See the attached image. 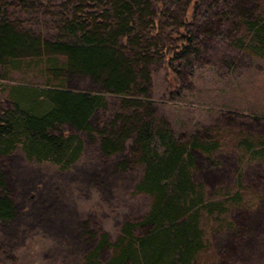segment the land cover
<instances>
[{
  "label": "trees",
  "instance_id": "obj_1",
  "mask_svg": "<svg viewBox=\"0 0 264 264\" xmlns=\"http://www.w3.org/2000/svg\"><path fill=\"white\" fill-rule=\"evenodd\" d=\"M180 1L65 0L53 37L24 29L8 16L9 3H0V65L17 69L28 57L37 58L43 76L54 82L41 89L9 87L6 100L11 108L0 109V158L21 150L29 160L65 170L84 150L81 135L99 134L106 156L131 145V161H122L119 170L141 169L132 193L150 198L147 213L122 222L114 239L102 233L82 264H197L206 249L203 214L221 218L227 207L243 200L239 190L214 191L217 177H211V168L220 151L218 140L197 133L185 138L149 107L150 86L144 84L151 82L147 65L155 58L152 54L167 68L174 92V63L189 67L191 58L200 55L193 47L199 39L188 26L207 0H185L181 21L173 19L177 28L162 34L175 11L171 6ZM214 2L228 12L226 20L237 21L232 28H242L243 33L230 40L231 47L264 62L263 0ZM225 35L220 31L212 37ZM64 71L90 77L102 92L66 88ZM108 93L115 98L109 99ZM100 115L112 117L107 131L98 129ZM239 148L247 160L264 166V138L244 137ZM20 213L0 164V251L18 237L15 221Z\"/></svg>",
  "mask_w": 264,
  "mask_h": 264
},
{
  "label": "rangeland",
  "instance_id": "obj_2",
  "mask_svg": "<svg viewBox=\"0 0 264 264\" xmlns=\"http://www.w3.org/2000/svg\"><path fill=\"white\" fill-rule=\"evenodd\" d=\"M213 2L207 0L206 5L198 7L188 26L199 39L193 47L199 49L200 55L191 58L189 67L174 63L179 70L178 92L170 86L167 68L153 54L155 58L149 56L147 65L151 82L144 87L150 86L151 110L166 120L175 133L185 138L197 133L221 143L211 168V177H217L214 191L242 192L240 205L227 207L221 218L203 214L206 249L197 264H264V166L247 160L239 148L244 137L264 138V62L231 47L230 40L242 34V28L235 30L237 21L226 20L228 12ZM0 3L11 4H7L8 16L24 29L52 37L56 35L55 19L66 9L65 0ZM184 5L185 0L171 6L175 11H171L172 19L166 20L169 28L163 35L177 28L173 19L181 21ZM262 5L264 8V0ZM220 31L225 38L212 37ZM206 33L211 37L205 38ZM38 61L28 57L17 69L0 65V109L11 108L6 100L11 86L41 89L54 85L43 76V66ZM62 75L67 80L66 88L102 92L84 74L64 71ZM106 95L115 98L111 93ZM99 118L102 121L98 129L107 131L112 117ZM97 123L93 121L95 126ZM83 135L82 154L65 170L29 160L21 150L0 158L21 210L15 221L19 235L0 251V264H82L102 233L114 239L122 222L139 220L147 213L150 198L132 193L141 169H118L122 161L130 163L131 145L126 143L118 152L106 156L100 149L99 134Z\"/></svg>",
  "mask_w": 264,
  "mask_h": 264
},
{
  "label": "bare ground",
  "instance_id": "obj_3",
  "mask_svg": "<svg viewBox=\"0 0 264 264\" xmlns=\"http://www.w3.org/2000/svg\"><path fill=\"white\" fill-rule=\"evenodd\" d=\"M235 69V68H234Z\"/></svg>",
  "mask_w": 264,
  "mask_h": 264
}]
</instances>
